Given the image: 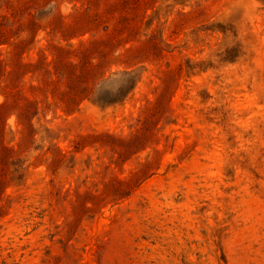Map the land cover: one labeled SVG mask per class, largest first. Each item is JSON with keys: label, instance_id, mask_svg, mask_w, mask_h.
<instances>
[{"label": "rangeland", "instance_id": "1", "mask_svg": "<svg viewBox=\"0 0 264 264\" xmlns=\"http://www.w3.org/2000/svg\"><path fill=\"white\" fill-rule=\"evenodd\" d=\"M0 264H264V0H0Z\"/></svg>", "mask_w": 264, "mask_h": 264}]
</instances>
